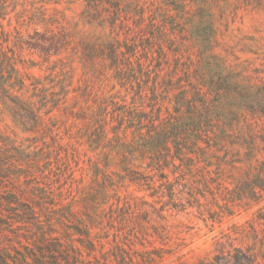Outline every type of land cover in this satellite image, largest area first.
<instances>
[{"label": "trees", "instance_id": "trees-1", "mask_svg": "<svg viewBox=\"0 0 264 264\" xmlns=\"http://www.w3.org/2000/svg\"><path fill=\"white\" fill-rule=\"evenodd\" d=\"M80 1L70 18L54 0H0V115L21 142H42L0 130V264L160 263L168 218L199 203L200 154L224 164L234 145L247 177L216 195L227 206L264 195V83L208 48L204 4ZM79 142L98 152L95 179L70 198L53 166L70 169ZM233 228L244 246L223 234L213 260L177 264H264V211Z\"/></svg>", "mask_w": 264, "mask_h": 264}, {"label": "rangeland", "instance_id": "rangeland-1", "mask_svg": "<svg viewBox=\"0 0 264 264\" xmlns=\"http://www.w3.org/2000/svg\"><path fill=\"white\" fill-rule=\"evenodd\" d=\"M54 1L58 4H52V7L63 11L70 18H78L82 10L80 0ZM200 3L205 7L200 13V34L205 38L215 36L217 40H212L208 48L225 60L231 69L234 70L233 67H235V72H242L245 69L244 75L255 77V82L259 84L264 83V0H200ZM2 24L6 26V21ZM14 25L15 22L12 20V26ZM31 71L35 75L46 74L44 67L42 69L36 67ZM0 130L16 133L18 138L16 143L24 147L31 146L33 149L36 145L42 146V142H21L28 135L17 131L10 120L3 115H0ZM75 131L76 129H73L71 132L75 133ZM61 143L74 144L75 142ZM79 143L80 145L77 146L79 158L67 157L70 169L61 166L58 170L53 166L57 174L54 186H62L63 190L71 186L70 198L72 196L79 198L83 192H87L95 179L90 160H96L98 152H93L86 142ZM243 153L239 146L234 145L224 158L227 160L224 164L216 163V159L212 158L213 165H208L210 159L203 158L200 154L198 165L200 195L199 193L197 195L199 203L186 205L184 211H174L168 218L169 224L173 225L172 241L169 242L171 253L165 255L157 264L211 261L216 253V243L220 241L223 234L236 238L233 242L234 246H244L238 236L233 234V226L257 220L258 213L264 211V195L260 199L247 197L228 206L216 195L217 183H221L222 190L229 191L225 194L227 198L236 195L238 184L247 177ZM219 155L224 156V151L217 152L216 156ZM124 190L135 196L148 194L139 191L136 185H126ZM146 199L152 200L149 197ZM77 209L79 210V207ZM92 231L98 232L95 229ZM155 246L160 245L155 243ZM136 249H140V246Z\"/></svg>", "mask_w": 264, "mask_h": 264}]
</instances>
